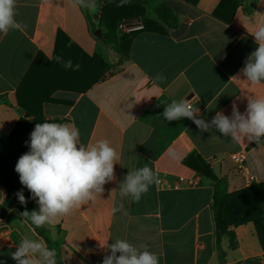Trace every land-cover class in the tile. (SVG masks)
Wrapping results in <instances>:
<instances>
[{"label":"crops","instance_id":"obj_1","mask_svg":"<svg viewBox=\"0 0 264 264\" xmlns=\"http://www.w3.org/2000/svg\"><path fill=\"white\" fill-rule=\"evenodd\" d=\"M141 1L146 17L157 20L155 9L165 4L177 14L178 24L167 33L137 31L128 59L111 71L109 48L90 29L101 23L104 0L77 8L70 0H17L16 20L23 30L0 33V139L16 144L25 140L17 128L24 115L17 88L39 52L53 55L57 31L62 30L89 55L101 54L112 74L83 93L55 91L54 101L43 105L44 119L74 126L85 146L108 140L120 159L115 179L95 201L39 229L17 206L3 207L7 193L0 174V209L5 208L0 212V261L5 264H16L11 253L24 237L54 248L62 264H102L108 254L102 246L118 238L135 246L147 244L159 264H264L253 222L234 228V249L222 237L225 255L220 257L212 181L185 164L189 156H200L221 178V187L234 192L248 187L231 155L246 152L253 184L264 183V137L259 143L246 138L235 143L214 128L201 132L190 119L168 122L161 116L173 100L187 99L210 121L218 111L230 116L233 103L243 113L247 97L264 95V83L251 85L240 72L257 47L250 33L264 21V0ZM216 10L230 21L216 17ZM97 29L106 32L104 25ZM158 74L165 79L157 80ZM146 163L159 183L138 202L121 199L120 183ZM121 205V211L112 212ZM33 210H38L37 203Z\"/></svg>","mask_w":264,"mask_h":264},{"label":"clouds","instance_id":"obj_2","mask_svg":"<svg viewBox=\"0 0 264 264\" xmlns=\"http://www.w3.org/2000/svg\"><path fill=\"white\" fill-rule=\"evenodd\" d=\"M73 8L89 7V0H70ZM17 0H0V33L23 30L24 25L16 20ZM257 45L247 57L240 70L251 85L264 83V21L250 33ZM59 59V58H58ZM66 69L78 70L71 60L65 62ZM238 77H232L235 79ZM157 80L165 77L157 75ZM190 100H173L165 106L161 116L168 122L182 118L192 120L201 132L215 129L232 142L245 140L259 143L264 137V95L247 97L243 113L235 103L230 116L216 112L210 121L199 116ZM29 151L21 155L15 165L19 181L38 204V210H25L21 216L39 228L52 223L58 217L68 216L82 205L96 200L104 192V185L115 179V165L120 154L106 139L87 146L80 143L77 128L66 123H36L26 141ZM158 175L146 163L143 167L129 171L119 185L121 199L131 197L139 201L150 186L158 184ZM19 202L26 205L23 190L16 193ZM114 207L113 213L121 211ZM102 248L108 252L102 264H159L157 254L147 244L135 246L126 239H116ZM56 250L48 248L43 241L24 237L11 253L16 264H57ZM0 264H5L0 261Z\"/></svg>","mask_w":264,"mask_h":264},{"label":"trees","instance_id":"obj_3","mask_svg":"<svg viewBox=\"0 0 264 264\" xmlns=\"http://www.w3.org/2000/svg\"><path fill=\"white\" fill-rule=\"evenodd\" d=\"M226 1L229 0L223 2ZM155 12L157 20L146 17L141 0H104L101 23L107 31L102 34V42L116 53L124 55V59H128V47L137 31L119 35L118 23L123 19L138 20L143 24L142 30L159 33H167V28L177 26L178 16L169 6L158 5ZM214 15L230 21L223 18L219 10H216ZM90 29L93 32L96 28L90 25ZM68 60H71L74 66L78 64L79 69H66L64 64ZM110 67L101 54L89 55L62 30L57 31L51 57H47L42 52L36 55L16 91L17 104L24 114L17 128L24 134L25 140L16 144L13 140L0 139L1 184L7 193L3 207L8 209L17 206L21 211H32L36 204L31 199L30 192L21 185L19 174L17 178L13 176L12 169L14 161L29 151L26 141H29L35 124L46 121L43 112L44 103L54 101L52 95L57 90L75 93L88 91L95 83L104 81L112 74ZM185 164L212 181L214 187L212 211L220 257L225 255L220 246L222 237H228L230 248L234 249L236 247L234 228L247 222L254 223L264 249V183H255L246 189L228 192L221 187V178L214 174L211 166L200 156H189L185 159ZM21 190L26 197V205H22L16 195ZM56 261L57 264H62L58 256Z\"/></svg>","mask_w":264,"mask_h":264},{"label":"built area","instance_id":"obj_4","mask_svg":"<svg viewBox=\"0 0 264 264\" xmlns=\"http://www.w3.org/2000/svg\"><path fill=\"white\" fill-rule=\"evenodd\" d=\"M143 29V24L138 20L124 19L118 24V31L121 34L129 33L132 31H138ZM235 164L236 172L243 177L247 187L251 186L255 182V176L252 173L248 161L246 152H237L231 155Z\"/></svg>","mask_w":264,"mask_h":264},{"label":"rangeland","instance_id":"obj_5","mask_svg":"<svg viewBox=\"0 0 264 264\" xmlns=\"http://www.w3.org/2000/svg\"><path fill=\"white\" fill-rule=\"evenodd\" d=\"M122 21V20H121ZM119 24V23H118ZM102 25H104L103 23H100V24H98V25H95L94 27L97 29V28H99V27H101ZM106 28V27H105ZM106 31H107V29H106ZM117 33L119 34V35H121V33L118 31V27H117ZM103 34V33H102ZM102 37V35L100 36V38ZM108 48H109V50H108V52H109V55H108V58L110 59V60H113L114 61V63L112 64V69H111V71H113L114 69H116V68H118V63H122L123 61H124V55H120V54H118V53H116L113 49H111V47H109L108 46Z\"/></svg>","mask_w":264,"mask_h":264},{"label":"water","instance_id":"obj_6","mask_svg":"<svg viewBox=\"0 0 264 264\" xmlns=\"http://www.w3.org/2000/svg\"><path fill=\"white\" fill-rule=\"evenodd\" d=\"M94 35H95L96 37H100V36L102 35L101 30H100V29L95 30ZM4 209H5V208H1V209H0V212H3Z\"/></svg>","mask_w":264,"mask_h":264}]
</instances>
